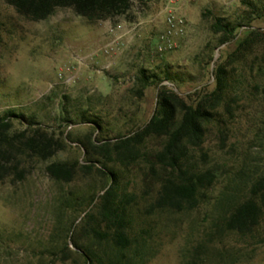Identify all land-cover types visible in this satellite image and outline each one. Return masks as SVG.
Masks as SVG:
<instances>
[{"label": "rangeland", "instance_id": "1", "mask_svg": "<svg viewBox=\"0 0 264 264\" xmlns=\"http://www.w3.org/2000/svg\"><path fill=\"white\" fill-rule=\"evenodd\" d=\"M169 1L132 0L127 14L89 24L69 7L45 20H27L0 0V118L13 113L11 133L28 130L32 122L50 134L68 136L65 150L48 160L21 153L11 158L0 179V264H84L66 249L69 245L76 250L69 228L74 222L80 225L99 203L107 179L94 166L89 173L78 166L71 182H59L47 166L88 164L79 140L92 134L111 139L146 123L156 110L162 85L195 102L199 92L215 87L216 66L235 50L250 26L263 31V42L254 46V64L240 65L234 77V115L209 125L203 148L193 152L190 162L194 169L217 173L199 206L149 214L165 171L157 166L152 172L149 156L126 168L110 166L118 172L119 191L135 196L137 223L149 242L147 264H183L188 250L209 230L216 235L206 240L205 264H264V216L247 236L223 231L222 223L213 225L253 195L254 184L264 178V0H176L173 5L181 6L187 30L176 47L160 51ZM218 17L239 25L235 39L219 43L221 35L212 27ZM119 24L123 28L111 34L109 28ZM119 35L120 50L100 51ZM141 69L161 78L168 73L180 82L154 84L138 98L133 88ZM161 143L149 139L148 154ZM92 196L97 198L89 205ZM89 242L80 237L83 246ZM107 248L104 244L101 250Z\"/></svg>", "mask_w": 264, "mask_h": 264}, {"label": "trees", "instance_id": "2", "mask_svg": "<svg viewBox=\"0 0 264 264\" xmlns=\"http://www.w3.org/2000/svg\"><path fill=\"white\" fill-rule=\"evenodd\" d=\"M4 1L27 20H45L59 8L69 7L89 24L127 14L133 6L132 0ZM212 27L215 34L221 35L219 43L224 44L236 38L239 25L218 17ZM262 34L260 28L250 26L249 33L238 42L235 50L216 66L213 73L215 87L199 92L201 94L195 102H188L167 85H162L156 110L146 123L135 125L126 133L120 132L111 139L99 140L93 138L92 134L85 141L79 140L85 148V161L88 164L52 162L47 166L51 177L59 182H71L78 166L85 173H89L94 166L107 179L103 193L99 196V203L87 211L80 225L75 226L74 222L70 226L69 231L73 234L71 242L76 250L66 245L67 251L77 255L84 264L148 263L145 250L149 242L143 228L137 223L135 196L119 191L116 184L118 172L110 164L116 163L121 168H126L140 158L149 156L152 172L157 166L165 171L155 201L148 210L149 214L156 209L182 212L197 208L204 195L203 191L213 186L217 173L212 169L198 170L191 167L193 152L203 148L210 124L220 123L222 116L234 115L231 108V102L236 99L231 91L234 77L240 65L254 64V58L250 59V56L258 54L254 46L263 42ZM253 69L252 66V72ZM256 69L260 71L261 67ZM164 81L178 84L180 79L173 78L168 73L161 78L158 74L141 69L136 77L133 93L142 98L148 87ZM262 99L264 102V91ZM12 114L8 112L0 118V179L11 164L14 154L21 153L48 160L68 146V136L66 138L50 134L32 122L28 130L11 133L12 124L9 118ZM90 122L101 125L98 120ZM149 139L162 140L151 155L146 149ZM252 191L253 195L236 204L225 217L216 219L213 225L218 227L222 223L223 231L242 236L250 235L264 216V178L254 184ZM92 197L89 205L97 198ZM218 203L221 204L222 201ZM215 235V231H207L206 236L188 250L189 255L185 256L183 264H205L203 255L206 251V240ZM85 236L90 242L83 246L80 237ZM104 244L108 248L102 251Z\"/></svg>", "mask_w": 264, "mask_h": 264}, {"label": "built area", "instance_id": "3", "mask_svg": "<svg viewBox=\"0 0 264 264\" xmlns=\"http://www.w3.org/2000/svg\"><path fill=\"white\" fill-rule=\"evenodd\" d=\"M176 0H170L166 6L167 16V30L161 34L159 42V50L166 51L177 46V38L183 36L187 30L186 17L181 10V6L175 7L173 4ZM186 0H184L185 2ZM123 28V24L114 25L109 28L111 34L116 35L119 30ZM122 35L116 36L109 43H107L100 51L106 54L116 53L121 49L118 41Z\"/></svg>", "mask_w": 264, "mask_h": 264}]
</instances>
